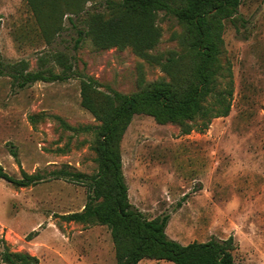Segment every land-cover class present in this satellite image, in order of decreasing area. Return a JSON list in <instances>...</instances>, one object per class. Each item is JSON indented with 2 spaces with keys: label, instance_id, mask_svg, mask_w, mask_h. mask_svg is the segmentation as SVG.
Here are the masks:
<instances>
[{
  "label": "rangeland",
  "instance_id": "obj_1",
  "mask_svg": "<svg viewBox=\"0 0 264 264\" xmlns=\"http://www.w3.org/2000/svg\"><path fill=\"white\" fill-rule=\"evenodd\" d=\"M105 11V0L87 1L78 14L66 13L63 28L47 43L27 0H0V59L24 60L26 69L43 68L40 57L62 51L71 62L63 80L36 81L24 87L0 76V164L19 177L38 172L40 182L15 187L0 179V264L5 247L27 251L38 264H115L105 225L66 221L80 211L86 186L52 178V170L96 171L92 130L98 121L81 104L82 81L92 77L97 90L133 92L167 78L160 66L132 48H97L84 37L75 48L76 28L86 10ZM161 36L150 52L179 49L172 34L177 20L159 12ZM219 89L232 80L227 116L185 134L176 124L133 116L121 140L122 170L130 202L147 217L168 214L166 233L182 244L211 237H233V257L241 264H264V0H242L238 18L225 21ZM44 67L61 73L49 60ZM15 151L16 157L11 153ZM138 264H175L143 259Z\"/></svg>",
  "mask_w": 264,
  "mask_h": 264
},
{
  "label": "trees",
  "instance_id": "obj_2",
  "mask_svg": "<svg viewBox=\"0 0 264 264\" xmlns=\"http://www.w3.org/2000/svg\"><path fill=\"white\" fill-rule=\"evenodd\" d=\"M47 43L60 31L66 13L78 14L90 0H27ZM242 0H105V11L87 9L84 27L76 28L74 47L87 37L101 49L129 46L133 52L154 63L167 78L154 80L139 89L123 93L97 90V81L88 77L81 84V104L98 121L95 126L72 130H92L96 171L86 174L67 168L49 172L86 186V202L80 211L62 215L66 221L105 225L112 239L115 264H138L143 259L167 260L175 264H241L235 261L232 236L211 237L206 241L182 244L169 237L168 214L147 217L129 200L128 184L122 170L121 140L136 114L151 116L157 123H171L185 134L195 127H207L210 120L227 116L233 96L232 80L219 89L223 71L230 75L222 60L225 21L238 18ZM163 12L174 17L180 30L172 34L179 49L167 54H153L161 31L156 24ZM38 70H27L26 62L4 63L0 59V76L12 77V83L24 87L36 81L63 80L72 64L62 51L40 57ZM49 60L62 67L55 73L44 67ZM16 157V152L11 153ZM38 172L21 170L19 177L0 164V179L15 187H26L43 180ZM6 264H38V258L27 251L1 253Z\"/></svg>",
  "mask_w": 264,
  "mask_h": 264
}]
</instances>
